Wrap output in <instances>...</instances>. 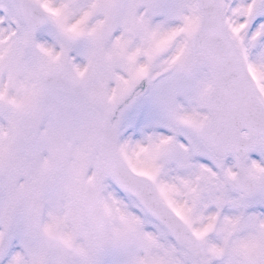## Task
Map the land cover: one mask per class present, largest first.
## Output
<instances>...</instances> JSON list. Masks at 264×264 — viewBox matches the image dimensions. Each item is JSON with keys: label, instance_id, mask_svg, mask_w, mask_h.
Listing matches in <instances>:
<instances>
[{"label": "snow or ice", "instance_id": "obj_1", "mask_svg": "<svg viewBox=\"0 0 264 264\" xmlns=\"http://www.w3.org/2000/svg\"><path fill=\"white\" fill-rule=\"evenodd\" d=\"M0 264H264V0H0Z\"/></svg>", "mask_w": 264, "mask_h": 264}]
</instances>
